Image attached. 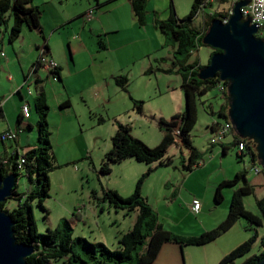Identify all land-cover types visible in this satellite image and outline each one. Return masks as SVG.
Masks as SVG:
<instances>
[{
    "label": "rangeland",
    "instance_id": "obj_1",
    "mask_svg": "<svg viewBox=\"0 0 264 264\" xmlns=\"http://www.w3.org/2000/svg\"><path fill=\"white\" fill-rule=\"evenodd\" d=\"M106 1L101 0L103 3ZM170 1L148 0L147 19H153L154 12H158L162 19H167L170 14ZM173 1L177 18L182 20L188 17L192 0ZM33 4L36 5L34 2ZM95 4V0H62L57 4V7L62 16L74 18L76 13ZM225 7L223 5L221 9L225 10ZM219 10L206 8L193 18L190 25L202 29L207 14ZM97 15L99 19L95 25L110 27L115 24L114 19L117 18L118 24L122 28L118 34L102 33L106 34L103 36L108 47L106 50L99 48L98 34L90 31L91 23L87 25L88 31L84 32L82 29L84 21L81 17L74 18L64 28L53 32L49 42L63 67V83L53 80L47 73L44 75L46 98L50 107L49 128L52 132V148L57 156V163L63 165L51 172V193L44 204L46 210L38 205L37 200L33 202V213L38 230L42 234L47 233L50 228L59 229L62 234L73 232L74 237L82 236L91 242H102L112 250L117 249L118 239L121 234L133 227L136 214L133 212L126 214L125 210L111 206L109 201L104 199L103 189H114L123 196H129L133 193L137 180L152 167L153 171L147 176L144 186L153 202L159 220L165 222L166 226L175 232H191L193 230L191 224L195 223V215L188 208V199L192 200L196 195L202 199L205 205L208 204V197L203 198V196L209 178L213 177L212 173L219 167L217 160L210 166H205L206 164L202 163L203 159L207 161L212 153L208 151L204 154L202 150L207 145L211 146L212 140H216L211 131L213 120L216 119L222 123L225 121L218 115H209L201 101L211 100L215 106H218V103L222 101L221 89L215 87L201 97L198 121L191 135L196 146L201 149L199 150L202 155L200 165L192 171L183 167L188 156L173 145L167 153L168 157L173 159L172 165H159V163L148 165L135 158H127L113 163L111 172L102 173V162L106 153L112 148V137L116 133L117 123H123L121 120L129 122V126H133L131 127L132 135L153 147L163 133L158 126V117L161 114L167 118L171 116L166 112L171 103L179 105V109L185 112L186 96L181 87V76L175 73L149 72V78V75L144 76L141 73L144 67L148 71L150 64L154 67L164 65L159 61L163 57L166 58L168 65L172 64L173 42L167 43L165 46L159 44L158 49L156 47L153 49L152 45L149 49L150 54H143V44L140 46L141 43L134 42L139 36L140 28L129 0H118L107 5L103 10L98 11ZM11 24L12 20L8 27ZM2 29L4 30V28ZM76 36L79 38H75ZM39 41L42 43L44 40L40 39ZM122 44L126 45L127 49L119 48ZM4 45L1 52H4L5 55L8 54L12 58V62L9 64L0 63V102L6 106L4 108L5 116L0 120L1 131L14 125L22 102L17 89L23 85L24 77L14 49L18 53L20 47L24 46L23 61L26 64L31 62V58L34 57L33 48H31V35L27 36L25 42L20 39L13 43V46L9 43V38L5 33ZM120 49L127 50L126 58H121L122 51ZM211 52L212 47L200 45L188 62L195 63L198 60L205 66ZM156 57L157 61L154 60ZM127 63L133 64L137 69L128 75L129 92L131 89L137 94L138 90L142 91L148 87L149 95L152 96L147 101L146 114L137 112L128 93L115 83L119 66ZM29 83L32 95L29 94V86L22 89L25 96L30 99L32 111L31 118L23 121L26 132L20 133L18 149L21 154L26 150L27 145L25 144L28 142L40 144L37 126L39 115L35 109L34 98L39 95L40 92L36 94V90H40V88L33 78ZM108 98L110 101H107ZM67 100L70 105L62 107V103ZM100 118L103 121L99 122ZM29 122L32 124L31 126ZM17 141L6 140L3 145L0 139V151L3 153L4 146H6L10 154L16 148ZM216 142L215 148L220 150L224 161L234 163L238 160L242 163V160L237 156L236 147L230 149L228 155H225L223 147L220 145L221 141L216 140ZM244 158L246 167L242 171L248 170L249 182L254 188L253 193L244 196V203L247 209L259 214L256 199L264 198V172L255 174L251 171L253 162L250 155L245 154ZM240 184H244V181L242 180ZM19 187L20 191H26L35 186L26 178H22L19 181ZM235 188L228 186L225 190L231 191L232 189L234 191ZM171 193H174V196L178 195L176 202L170 201L173 199ZM181 193L183 194L181 195ZM209 198L214 204V193L209 195ZM231 198L229 201L227 198L226 201L223 200L221 204L216 205L217 209L212 215L221 213L225 208L229 210ZM16 205L15 200H9L6 208L11 210ZM205 209L208 207L205 206ZM212 221L209 219L210 223ZM168 227L166 228L169 229ZM258 230L261 234L264 232L263 228L259 227ZM255 232L256 229L249 227L247 220L241 218L230 230L209 244L200 246L177 244L180 246L179 264H218L226 254L254 235ZM259 250L258 238L251 253Z\"/></svg>",
    "mask_w": 264,
    "mask_h": 264
},
{
    "label": "trees",
    "instance_id": "obj_2",
    "mask_svg": "<svg viewBox=\"0 0 264 264\" xmlns=\"http://www.w3.org/2000/svg\"><path fill=\"white\" fill-rule=\"evenodd\" d=\"M95 1L97 9L102 6L98 0ZM230 1L192 0V7L188 17L182 20L176 16L173 0L170 1L171 13L167 19H162L157 12H154L155 27L167 37L169 44L173 42L175 66L178 68L177 73L181 76V87L186 96V111L177 113L170 119L161 118L159 120V127L164 136L161 143L155 147H151L143 140L133 136L131 126L128 124L117 123L116 133L112 137V148L106 153L102 162V173L111 172L113 163L127 158H135L137 161L145 162L148 165L152 163L172 165L173 159L168 157L167 153L173 145H179L180 152L188 156L187 161L183 162V167L186 170L192 171L200 165L202 152L193 144L191 134L198 121L201 97L215 87L221 89L220 84H223L224 89H221V91L225 96V103L221 109H214L211 102L201 101V104L209 115H218L224 118L226 122L229 121L227 117L229 97L226 82L220 81L219 78L201 79L199 71L204 65L198 60L195 63H190L188 59L195 54L200 45L209 46L203 42L204 35L214 18L225 20L229 16L228 6ZM33 2L34 0H0V29L8 28V24L12 20L8 31L10 43H14L22 36L24 27L29 29L41 28L43 10L39 5H34ZM130 2L139 26H144L147 21L148 0H130ZM223 5L226 6L225 10L221 9ZM96 8H90L94 10V14L95 10H97ZM206 8L220 10L207 14V19L202 29L192 27L190 22ZM256 35L261 38L258 33ZM98 46L103 50L107 48L102 35L98 37ZM216 52H220V50L212 47L208 63ZM37 65L39 66L40 64L36 62L34 64L35 69ZM152 71L154 69H149V72ZM163 71L170 72L171 70L163 69ZM57 74L58 76L60 75V67L57 69ZM115 83L123 91L129 92V79L127 76H116ZM131 99L134 109L142 113L145 102L133 97ZM69 105L70 102L67 100L61 106ZM35 109L39 115L37 126L40 144L26 149L22 154L17 148L10 154L9 152L0 154V175L3 177L9 174L16 175L13 196L9 197L5 202H0V209L7 211L14 219L15 236L18 242H25L34 247V252L27 257L28 263L152 264L165 243L171 242L180 246L209 244L230 230L241 218L246 219L249 227L255 228L256 232L226 254L218 264H256L264 259V232L261 234L258 230L259 227L264 230V198L256 199L259 214L246 208L244 196L254 191L247 178L248 170L246 169L237 173L234 178L223 180L216 186L214 195L216 205L223 202V190L226 187H236L232 194L229 212L226 218L215 227L197 235L182 234L169 230L159 220L158 214L143 193L145 180L152 173V167L137 180L135 189L129 196H123L114 189H103L104 199L108 200L111 206L125 210L126 214L136 213V221L133 227L121 234L118 239L117 249L112 250L102 242H91L82 236L74 237L73 232L62 234L59 229L50 228L47 233H40L32 205L37 200L38 205L43 210H46L44 204L51 193V172L62 167L63 164L57 163V156L52 148V132L49 128L50 107L44 92H40L36 97ZM3 118L4 110L0 106V120ZM100 121L103 120L100 118ZM22 122L23 117L20 113L17 123L19 125ZM223 123L216 120L212 125L214 132ZM232 135L235 146L241 140L246 143V150L241 154H237L238 158L241 160L243 154L246 153L251 156L252 160L257 161L256 143L251 139L240 137L234 129L232 130ZM1 141L5 145L6 140ZM184 150H186V153ZM255 166H258L256 162L253 163L252 167ZM262 171L264 172V169ZM22 178L29 180L35 187L20 191L19 181ZM242 180L244 184H240ZM9 200L17 202L16 207L11 210L6 208ZM258 238L260 250L251 253Z\"/></svg>",
    "mask_w": 264,
    "mask_h": 264
},
{
    "label": "crops",
    "instance_id": "obj_3",
    "mask_svg": "<svg viewBox=\"0 0 264 264\" xmlns=\"http://www.w3.org/2000/svg\"><path fill=\"white\" fill-rule=\"evenodd\" d=\"M98 1L102 4L101 7H99L97 9L96 8L97 4L88 6L87 8H84L80 12L76 13L74 18L75 19H77V18L79 19L85 12L90 10V8H96L97 10H95V14H94V17L92 18V20H90L89 22H85V21L83 22L82 21L84 23L83 27H82L84 32L88 31L87 30V25H89L91 23L90 31L93 32V33L94 32L97 33L98 34L97 37H99V35H102V37H103L106 34H111V33H117L118 34V33H120L122 28L119 26V24H118L119 20L117 18L114 19V23L115 24L110 26V27H104V26L95 25V22L99 19V16L97 15L98 11L100 12L105 7H107V5H110V4L114 3V2H117L118 0H107L105 3L101 2V0H98ZM59 2H62V0H34V3L36 5H39L41 8L43 7L44 13H43L42 18H41V28L40 29H29L28 27H24L23 32H22V36L17 40V41H19L20 39H22L23 42H25V39L27 38V36L31 35V38H32V46H31V48H33V54H34V57L31 58V62L26 64L23 61V58H24L23 53H24V50H25L24 46L22 45L20 47V51H18V53L14 49V52H15L14 54L17 56V60H18V62L20 64V66H21L23 77H24L23 85L21 87H18V89H17V92H20V98H21V101H22L21 102V106L26 101H28L30 103V105H31L30 99L25 96V94L22 92V89L25 86H29L30 87V83L29 82L32 80V78L34 79L36 85L40 88V90H36V94H37V92H44V94L47 97V92L45 90V84H44V75L47 72L40 65L39 66L37 65L36 69L34 68V64L38 61V57H39V54H40V47H41V45H44L46 43V41H47V46H48L47 47V53H49L50 57H52L57 62L58 66L60 67V75H59L58 80L63 83V74H62L63 67H62V63L60 62V60L57 57V55L55 54V52L52 50L49 42H50V40L52 38V33L53 32L64 28L69 23H71L74 20V18H67L64 15L63 16L61 15V13L59 11V8L57 7V4ZM164 19H166V18H164ZM137 24H138V22H137ZM138 26H139V24H138ZM139 28H140L139 31H138L139 32V36L137 37V39L134 42L137 43V44L141 43V44H139L140 46L143 44V46H142V47H144L143 54L149 55L150 54V50L149 49L152 47V45H153V49H155V47L158 49L160 47L159 44L165 46L167 43H169V41L167 40V37L160 30H158L155 27V15H154L153 19H149V20L147 19L146 24L144 26H139ZM8 31H9V27L8 28H4V30L0 29V63L1 62H5V63L9 64V63L12 62V58L8 54L6 56H1V53H2L1 50L5 46L4 45L5 33H7V36H8V34H9ZM102 33H106V34H102ZM75 38H79V37L76 36ZM40 39H42L44 41H42V43H41L39 41ZM17 41H15V42H17ZM11 44L13 45V43H11ZM97 44H98V38H97ZM122 47L127 49L126 45L124 46V44L120 45L119 48H122ZM106 49H104V50H106ZM126 49H120L122 51V53H121V58L122 59L126 58L125 56L128 55ZM3 57H5V58L3 59ZM172 57H173L172 64L168 65L167 62H166V58L163 57L159 61L163 62L164 65L161 64V65H157V66L154 67V65L150 64L149 69H151V68L154 69V71H152V72H163V73H166V74H174L175 73V74L179 75L177 73V69L178 68L175 66L176 60H175V57H174L173 54H172ZM157 59L158 58L156 57L154 60L157 61ZM118 69H119V72H118L117 76L124 75V76L128 77L129 74L133 73L134 71H137V69L134 68V65L130 64V63L120 65ZM149 69L147 71L146 68L144 67L141 73L144 76L145 75H149L148 74L149 73ZM163 69L171 70V71L170 72H166V71H163ZM149 78H150V75H149ZM129 88H130V86L128 85V91H129ZM221 93H222V96H221L222 101H220L218 103V106H215L214 103L211 100H202V101L211 102L213 107H214V109L219 110V109H221V107L225 103V96H224L222 91H221ZM30 95H32V93ZM128 96H129L130 99H131V97H133L134 99H137V100H143L145 102V104H144L143 112L141 114H146L147 113V110H148L147 109L148 108V102L147 101H148V99H150V97H152L151 95H149L148 87H146L142 91L138 90L137 94H135L134 91H132L130 89V92H128ZM34 98L36 99V97H34ZM109 99L110 98H108L107 101H110ZM131 102H132V99H131ZM0 106L3 107V110H4V108H6V106L2 105L1 102H0ZM21 106L18 109V116L21 113ZM31 109H32V106H31ZM159 111H161V110H159ZM166 112L170 113L171 116L169 118H167L165 115L161 114L158 117V120H160L161 118L170 119L173 115H175L177 113H183L184 110L179 109V105L177 106L176 104L171 103V105L168 107ZM18 116H17V118H18ZM30 118H31V115H30L29 119ZM25 120H28V119H23V121H25ZM121 121L124 124L126 123V124L129 125V122H126V121H123V120H121ZM215 121H216V119H214L213 122L211 123V131L213 132V134H214V129H212V125L215 123ZM153 122L156 123V121H153ZM29 124H30V122H29ZM157 124H158V121H157ZM31 125L32 124H30V126ZM131 127H133V126H131ZM5 131H12V132L16 133L17 136H16L15 139L18 140L16 148L18 149L19 141H20V133L23 132V131L26 132V127L23 125V122L19 126L18 123H17V120H16V122L14 123L13 126L7 127L6 130H2V131L0 130V134L5 132ZM233 134H234V132H233ZM163 136H164V134L162 133L160 140L158 139V141L156 142V144H154L153 147H155V146H157V145H159L161 143V141L163 139ZM233 142H234L233 135H230L226 139H223L221 141L220 145L223 147V153H224V148H225V153H224L225 155H228L230 149H234L235 145H234ZM211 143H212L211 146L207 145L206 147L203 148L202 151H204V154L207 153L208 151H211L212 154L210 155V158L207 159V161H204V159H203L202 163L206 164L205 166L208 167L215 160H217V163H218L219 167L216 170H214V172L212 173L213 177L211 179L209 178V183L207 184L206 192H205V194L203 196V198L204 197H206V198L208 197V204L205 205V203L202 201V199L199 196L194 195L193 199L194 198H198V199H200L202 201V209H201V211L198 214H196V213H194L191 210V202H192V200H191V198H189L188 199V208L195 215V223L191 224L193 226V230L191 232H179V233L197 235V234H200V233H202V232H204L206 230H209V229L215 227L222 220H224L226 218L227 214H228V211H229L228 208H225L224 210H222L221 213H218L217 215L213 216L212 214L215 211V209H217V206H216L215 202H214V204L211 203V198H209V195H212V193H214V195H215L216 186L221 181L234 178V176L237 173L241 172L246 167L245 160H244L245 159L244 155L246 153L243 154V156H242V158H243V159H241L242 163H240V161H238V160L234 161V163H230L231 161H224V159H223V157H222V155L220 153V150H218V148H215L216 145H214V144H216L217 142H213V140H212ZM193 144L196 146L194 141H193ZM25 145H27L26 149H28L30 147L36 146L37 144L32 143V142L31 143L28 142ZM175 146L177 147V149L179 151L181 150L179 145H175ZM196 147L198 148V146H196ZM198 149H200V148H198ZM5 152H8L6 146H4L3 153L0 151V154H4ZM184 152L186 153V150H184ZM250 158H251V156H250ZM251 160H252V158H251ZM252 162L253 163L256 162V164H258V161L254 162V160H252ZM251 171H252V169H251ZM254 173L255 174H259V173H256V172H254ZM247 178L249 180V174H247ZM165 186H167V184H165ZM232 191H233L232 189H231V191L230 190L226 191L225 189L223 190L224 200L225 201L227 200V198H228V201L230 200V198L232 196ZM143 193H144V196L147 197L149 203L152 205V207L154 209L153 202L150 200V196H149L148 192L146 191L145 186L143 188ZM182 194L183 193H181V195ZM177 196L178 195L174 196V193H171V198L173 197V199H171L170 201L171 202H174V201L176 202L177 199H178ZM209 199H210V201H209ZM205 206H207L208 209H205ZM227 207H228V205H227ZM207 210H209V211H207ZM209 219L213 220L212 223L209 222ZM161 222L164 224V226H166L165 222H163L162 220H161ZM166 227H168V226H166ZM168 228H169V230L171 229L170 227H168ZM172 231H174V230L172 229ZM179 253H180V246L179 245H177L175 243L167 242V243H165L163 245L158 257L156 258V260L152 264H179V260H178Z\"/></svg>",
    "mask_w": 264,
    "mask_h": 264
},
{
    "label": "water",
    "instance_id": "obj_4",
    "mask_svg": "<svg viewBox=\"0 0 264 264\" xmlns=\"http://www.w3.org/2000/svg\"><path fill=\"white\" fill-rule=\"evenodd\" d=\"M249 2H237L228 22L212 20L203 42L220 52L200 69L199 77L227 83V117L237 135L256 143V160L264 169V38L256 35L259 27L251 18L243 17L241 9ZM15 178L0 175V202L13 196ZM14 225L12 216L0 209V264H30L27 257L34 247L18 242ZM256 264H264V259Z\"/></svg>",
    "mask_w": 264,
    "mask_h": 264
},
{
    "label": "built area",
    "instance_id": "obj_5",
    "mask_svg": "<svg viewBox=\"0 0 264 264\" xmlns=\"http://www.w3.org/2000/svg\"><path fill=\"white\" fill-rule=\"evenodd\" d=\"M241 0H231L228 6L229 9V16L226 17L224 22H228L230 16L234 12V7L237 2ZM249 4L247 6L242 7L241 11L244 18H251V22L255 23L259 27L258 34L264 38V0H249ZM94 17V10L90 9L87 12H85L82 15V19L85 22H89ZM47 40V39H46ZM47 41L44 45H41L40 47V54L38 57L37 63L40 64L41 67H43L46 72L48 73V76H51L53 80L57 81L59 76L57 74L58 64L57 62L50 57L49 53H47V47H46ZM1 56H6L4 52L1 53ZM220 88L224 89V85L220 84ZM29 94H31V89L28 87ZM31 105L28 101L24 102L21 106V114L23 119H29L31 115ZM233 125L230 121H225L221 126H219L216 131L214 132L215 139L218 141H222L223 139H226L228 136L232 135ZM16 138V133L12 131H5L0 134L1 140H13ZM216 140L213 142H216ZM238 153L241 154L246 150V143L241 140L238 142V144L235 146ZM252 171L256 173H260L262 171V167L258 164V166H255L252 168ZM202 209V201L198 198L192 199L191 202V210L198 214Z\"/></svg>",
    "mask_w": 264,
    "mask_h": 264
}]
</instances>
